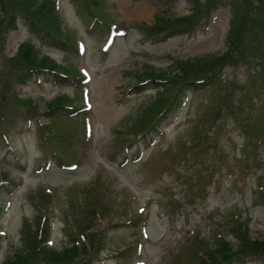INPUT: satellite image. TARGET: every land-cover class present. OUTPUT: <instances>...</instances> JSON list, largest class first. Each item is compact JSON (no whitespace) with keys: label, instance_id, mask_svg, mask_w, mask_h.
I'll list each match as a JSON object with an SVG mask.
<instances>
[{"label":"rangeland","instance_id":"obj_1","mask_svg":"<svg viewBox=\"0 0 264 264\" xmlns=\"http://www.w3.org/2000/svg\"><path fill=\"white\" fill-rule=\"evenodd\" d=\"M4 1L10 12H4L0 2V97L4 89L12 92L8 100L4 97L0 102V124L6 122L5 115L13 111L16 101L25 98L33 100L37 112L18 121L14 129H7L6 137L0 133V205H4L0 263L31 246L29 229H36L35 219L43 211L53 225L48 245L59 250L70 246L74 239L82 237L78 243L85 240L81 234L86 235L85 227L91 226L92 231L105 229L106 248L92 264L200 261L198 251L207 252L208 247L221 241V236L239 244L237 231L232 228L235 217L248 221L252 239L264 240V142L244 145L246 138L223 106L225 94L230 98L234 91V98H240L243 107L251 105L252 115L264 114V77L258 73L264 74V0H223L220 7L210 11L209 20L203 18L194 30L169 37H153L146 26L153 24L158 14L170 28L177 26L167 19L170 17L175 23L195 17L194 23L207 13L214 0H148L152 9L144 18L127 17L125 6L132 12L135 0L130 4L127 0L101 1L102 13L108 15L112 10L126 28L112 36L89 31L84 2L58 0L62 23L68 27L71 39L77 31L85 42L79 52L73 48L64 51L40 40L32 32L29 19L20 12L18 28L9 25V13L19 11V0ZM49 20L53 21L51 17ZM106 26L121 29L112 15L102 29ZM240 29L239 40L227 50V37H235L232 32ZM30 39L58 61L75 63L87 75L82 85L89 89V110L77 115L64 110L59 114L60 123L56 122V129L48 136L49 147L63 154L64 164H82L75 170L61 167V160L47 147V133L41 129L50 119L47 111L51 102L61 93L75 95V85L67 77L57 78L48 72L21 83L17 76L27 67L24 55L28 49L23 43ZM103 44L109 46L105 53ZM225 50L233 54L223 57ZM180 61L192 63L194 68L180 65ZM217 69L216 82L190 85L186 93L179 82L141 83L159 73L185 79L214 74ZM73 78L83 80L80 75ZM169 89L179 93V101L183 96L185 105L175 117L169 113L170 118L162 122V136L153 131L133 143L134 135L141 132L142 121L153 117L168 102L165 91ZM63 100L76 106L67 97ZM103 100L109 104L108 117L101 115ZM86 115L93 119L94 134L92 122L83 119ZM253 119L254 127L264 129V116ZM205 122L215 125L210 132L217 138L218 151L214 154L211 150L191 151ZM148 124L144 123L145 128ZM150 135L154 141L145 148ZM220 152L226 153L227 159L219 156ZM231 156L237 161H230ZM49 161L47 169L44 165ZM96 178L98 188L90 186ZM45 187L54 188L48 189L49 195L56 193L49 200ZM99 202L108 210V214L101 210V219L99 213L98 218L92 214ZM243 264H264V257H252Z\"/></svg>","mask_w":264,"mask_h":264},{"label":"trees","instance_id":"obj_2","mask_svg":"<svg viewBox=\"0 0 264 264\" xmlns=\"http://www.w3.org/2000/svg\"><path fill=\"white\" fill-rule=\"evenodd\" d=\"M34 14L36 13L34 12ZM251 34L252 33L248 35L250 36ZM26 58L29 61L30 57L28 56V54L26 55ZM34 60L35 59H33V61ZM33 61L31 60V62ZM194 77L195 76L192 75L188 76L183 81L185 82L192 81ZM175 80L176 78L174 79V81ZM228 104L231 109H233L234 108L233 106H235V104L230 100ZM262 250H264V241H251L249 240V238L245 239L243 237L241 241V247L236 253L242 254V252L244 253L247 252V254H260V253H264V251ZM47 251H48L47 248L45 246L39 245L35 239L31 241V246L29 248L27 247L26 251L24 250L19 251L14 256L9 257L8 260H5L2 264H52L54 261H61L60 263H75L76 261H78L76 260V254H77L76 248L74 250L72 249L66 250L63 253H58L54 251L51 252V256L47 255ZM219 252L221 253V257L225 262H228L233 257H237V255H235V252L231 250L229 245H221ZM243 256L244 254L240 257Z\"/></svg>","mask_w":264,"mask_h":264},{"label":"bare ground","instance_id":"obj_3","mask_svg":"<svg viewBox=\"0 0 264 264\" xmlns=\"http://www.w3.org/2000/svg\"><path fill=\"white\" fill-rule=\"evenodd\" d=\"M118 1L121 2V0H118ZM135 4H136L135 10H133L132 12L128 10V6H125L128 18H142V17L144 18L150 14L152 5L149 4L148 0H141V1L139 0V1H136ZM129 8H133V7H129ZM104 100L101 101V108H102L101 115L104 114L105 117H108L110 108H109V104L105 102Z\"/></svg>","mask_w":264,"mask_h":264}]
</instances>
